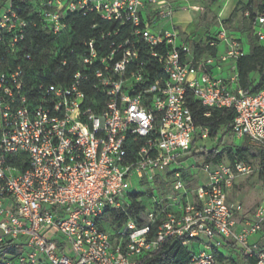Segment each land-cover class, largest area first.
Here are the masks:
<instances>
[{
	"label": "built area",
	"instance_id": "obj_1",
	"mask_svg": "<svg viewBox=\"0 0 264 264\" xmlns=\"http://www.w3.org/2000/svg\"><path fill=\"white\" fill-rule=\"evenodd\" d=\"M169 7L165 0H49L35 13L54 46L43 58L74 53L66 40L70 13H96L131 30L100 54L94 39L81 44L79 70L71 83H50V66L27 65L21 45L30 18L12 0L0 1V264H141L168 240L191 254L190 264H264V159L207 163L196 177L190 162L197 138L210 137L188 106L190 96L211 111L233 110L229 132L264 156V90L235 89L244 50L226 30L205 47L226 51L197 55L179 31L156 33L145 8ZM170 15L169 11L161 12ZM264 24V7L257 14ZM116 32H102L112 39ZM260 42L264 34L257 32ZM141 42L147 47L140 59ZM45 58V59H46ZM233 64V79L214 71ZM163 82L142 87L149 67ZM89 83L91 90L83 89ZM210 112L207 114L209 116ZM175 168L171 171V168ZM260 175L263 198L251 214L230 192L242 178ZM199 176V175H198ZM154 189H136L142 183ZM160 185H166L161 187ZM161 191V193H160ZM144 208L112 230L101 218ZM12 250V252H11Z\"/></svg>",
	"mask_w": 264,
	"mask_h": 264
},
{
	"label": "trees",
	"instance_id": "obj_2",
	"mask_svg": "<svg viewBox=\"0 0 264 264\" xmlns=\"http://www.w3.org/2000/svg\"><path fill=\"white\" fill-rule=\"evenodd\" d=\"M8 1V0H0ZM41 5L49 0H35ZM67 4L71 0H60ZM13 7L21 9V16L23 18H30L29 27L25 34V39L21 45L24 51L33 57V62L27 63L29 67L38 68L42 64L46 63L50 66L51 78L50 83L65 84L73 81V75L80 69L78 64V57L81 53V44L96 39L100 44L98 50L100 54H107L110 49V44L115 42H121L123 37L128 35L131 27L129 24L122 26L119 22H109L103 20L96 13H89L83 15L80 13H70L65 19V23L68 26L70 36L66 39L74 53L67 56V64L63 66L60 63V58L54 62H48L47 58H43L45 55L43 52L50 50L54 46V41L50 35L45 33L40 28L39 21L35 13H33V6L31 0H12ZM243 13L248 12L252 20L255 19L256 14L251 7V3L243 6ZM119 31L118 36H114L112 39L102 40L100 34L102 32ZM140 59L146 57L147 47L141 42ZM193 51L197 55L205 54L210 56H216L217 49L205 47L204 43L196 44L193 46ZM237 73L239 78V86L246 94H256L261 90H264V45L258 42V37L254 35L253 28L250 32V52L242 56L237 64ZM150 74L152 75L149 80L141 84L142 87H149L151 84L157 82H163L164 76L156 68L149 67ZM258 82H256V78ZM83 89L90 91L91 86L89 83L83 84ZM188 106L190 107L196 122L199 126L208 128L210 131V137L214 138L221 127L227 128L229 131V125L233 122L235 114L233 110H215L211 111L204 108L198 100L193 96L189 97ZM210 112L209 116L207 115ZM250 148L247 144L240 145L236 148H230L226 152H220L217 148L209 151H204L201 154L203 161L207 163H220L224 161L226 156L229 161H234L236 158H248ZM261 154V152H259ZM262 159H264L263 154ZM144 208L140 205L133 204L127 210V214L116 211H108L101 221H107L111 224L112 228L121 226L125 222L126 218L132 217L139 223L140 226H148L147 221H139L138 215L142 213ZM128 215V216H127ZM12 252V250H11ZM191 254L185 249L180 242L176 240H168L162 246V248L155 254L145 257L141 264H190ZM221 264H237L234 261H227L225 258L220 257Z\"/></svg>",
	"mask_w": 264,
	"mask_h": 264
},
{
	"label": "rangeland",
	"instance_id": "obj_3",
	"mask_svg": "<svg viewBox=\"0 0 264 264\" xmlns=\"http://www.w3.org/2000/svg\"><path fill=\"white\" fill-rule=\"evenodd\" d=\"M251 1L246 0L245 2L248 4ZM169 2L170 5L167 8L160 11L157 9L156 11L148 12V17L152 21L151 29L154 32H172L174 29H177L181 40L186 41L193 47L198 41L205 40L208 36H211V30H226L229 37L237 38L238 42L244 45L245 52L248 51L245 45L249 41L251 19L249 15H244L242 12L244 4L242 5V3L235 0H169ZM255 3L257 8H259L262 2ZM31 5L33 6V13L42 10V5L35 0H31ZM234 7H236L235 10ZM228 9L233 12L231 16L220 18L217 14L219 10L224 11ZM164 11H169L170 15L161 13ZM258 42L261 43L259 38ZM220 47H224V45L221 44ZM243 144H247L250 148L247 159L254 163L257 169H260L263 159L259 151L254 149L247 140L241 141L240 139H236L225 127H221L214 138H197L190 154V162L197 166V168L193 169L196 177H187L186 183L193 188L195 185L193 179L201 178L202 173L198 166H201L203 163L201 154L204 151L217 148L220 152H226L230 148H236ZM224 161H229L226 156L224 157ZM174 169L172 167L171 171ZM156 185L157 183L148 184L144 182L139 186L136 185L135 188L146 191L154 189ZM160 186L167 188L166 185ZM230 198L240 201L244 206L246 214L254 212L263 198L260 175L256 173L250 178L238 180L230 192ZM103 227L106 230L113 229L107 221H103ZM238 264H242V260Z\"/></svg>",
	"mask_w": 264,
	"mask_h": 264
},
{
	"label": "crops",
	"instance_id": "obj_4",
	"mask_svg": "<svg viewBox=\"0 0 264 264\" xmlns=\"http://www.w3.org/2000/svg\"><path fill=\"white\" fill-rule=\"evenodd\" d=\"M235 1L242 3V5H243V4H244V5H247L246 2H245L246 0H235ZM166 2L170 5L169 0H166ZM255 2H262L259 8H257V5H256ZM249 3H251V7L253 8V10H254V12H255V14H256V17H255L254 20H252V19L250 18V19H251L250 32H251V30H252V28H253V32H254V35H255V36H256V33H257V32H262V33L264 34V24H259V23L257 22V14H258V12L264 7V0H252V1L249 2ZM249 3H248V4H249ZM235 8H236V7H234V10H235ZM156 10H157V8H155V7H150V6H146V8H145V11H146L147 15H148V12H149V11H156ZM234 10H233V11H234ZM232 13H233L232 10L230 11L229 9H228V10H224V11H220V10H219V11L217 12V14L219 15L220 18L231 16ZM244 15H249V13L246 12V13H244ZM249 17H250V15H249ZM257 30H258V31H257ZM216 32H217V29H216V30H211V31H210L211 36L215 35ZM209 37H210V36H208L205 40H200V41H198L197 44L205 43L206 40H207ZM230 38H231V37H230ZM232 38H234V37H232ZM234 39H237V38H234ZM240 44H241V43H240ZM261 44L264 45V41H262ZM194 45H196V44H194ZM241 45H242V47H243L244 54H245V55L248 54V53L250 52V36H249V41H248L247 44L245 45V46H247L248 51L245 52V47H244V45H243V44H241ZM220 46H221V45H219L218 48H217V53H218V54H222V53H224V52L226 51V47H225V46H224V47H220ZM233 68H234V67H233V64H231V63H230V64H224V65H222L219 69L215 70L213 73H214L215 77H217V78L224 79V80H230L231 78L233 79V76H234V69H233ZM258 79H259V78L257 77V78H256V82H258ZM232 86H233L235 89H237L238 87L240 88V86H239V78L236 79V80H234V81H232Z\"/></svg>",
	"mask_w": 264,
	"mask_h": 264
}]
</instances>
